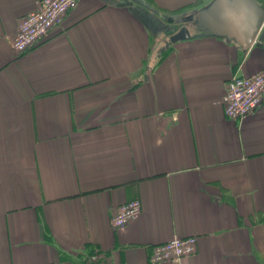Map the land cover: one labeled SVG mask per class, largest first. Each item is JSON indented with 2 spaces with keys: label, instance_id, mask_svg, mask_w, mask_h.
I'll return each mask as SVG.
<instances>
[{
  "label": "crops",
  "instance_id": "crops-1",
  "mask_svg": "<svg viewBox=\"0 0 264 264\" xmlns=\"http://www.w3.org/2000/svg\"><path fill=\"white\" fill-rule=\"evenodd\" d=\"M40 2L0 0V264H264V100L244 119L222 104L264 70V23L246 50L189 23L211 0H79L17 53ZM189 235L194 254L152 262Z\"/></svg>",
  "mask_w": 264,
  "mask_h": 264
},
{
  "label": "built area",
  "instance_id": "built-area-1",
  "mask_svg": "<svg viewBox=\"0 0 264 264\" xmlns=\"http://www.w3.org/2000/svg\"><path fill=\"white\" fill-rule=\"evenodd\" d=\"M79 0H41L38 9L20 18L18 31L12 39V48L23 53L44 39L63 17L77 7ZM264 100V70L251 75H233L227 82L222 104L226 117L244 119ZM142 211L140 199H132L121 204L111 218L116 229L126 227ZM196 235L174 236L156 244L152 250V262L178 261L195 253Z\"/></svg>",
  "mask_w": 264,
  "mask_h": 264
},
{
  "label": "water",
  "instance_id": "water-1",
  "mask_svg": "<svg viewBox=\"0 0 264 264\" xmlns=\"http://www.w3.org/2000/svg\"><path fill=\"white\" fill-rule=\"evenodd\" d=\"M206 7L189 16V23L206 34L234 40L249 49L264 23V7L256 0H211ZM186 24L172 37L175 42L187 39L192 30Z\"/></svg>",
  "mask_w": 264,
  "mask_h": 264
}]
</instances>
